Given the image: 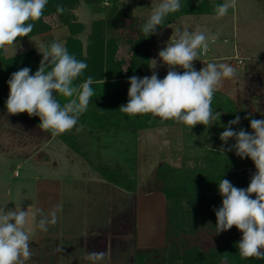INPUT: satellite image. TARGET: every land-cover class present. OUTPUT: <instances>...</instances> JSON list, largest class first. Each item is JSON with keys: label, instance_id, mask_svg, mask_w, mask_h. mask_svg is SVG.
Instances as JSON below:
<instances>
[{"label": "rangeland", "instance_id": "obj_1", "mask_svg": "<svg viewBox=\"0 0 264 264\" xmlns=\"http://www.w3.org/2000/svg\"><path fill=\"white\" fill-rule=\"evenodd\" d=\"M121 2L126 4L122 7L124 13L131 12L134 17L144 19L150 17L161 0ZM226 2L231 0H212L210 14L185 15L164 27L158 33L151 60L156 59L160 65L155 69L158 75L167 74L168 66L161 64L158 53L172 34L177 29L205 32L214 38L208 41L207 51L201 52L193 62L195 69L199 71L209 62L235 67L240 93L231 86L233 80L224 82L226 93L238 106L264 119V0H235V7H230L227 15L218 17L216 7ZM104 5L107 10L101 13H94L85 2L75 10L78 20L84 23L75 34L84 51L93 22L112 20L110 3L105 1ZM122 19L124 25H116L112 32L124 37L126 33L135 34L127 29L131 18L124 16ZM65 29L55 25L21 38L15 46H6L4 55L10 57L33 48L39 50L41 44L48 46L57 39L65 44L70 34ZM118 54L120 59L128 58L130 46L122 43ZM176 70L183 69L177 67ZM177 129L164 127L150 131L153 146L144 149L145 158L142 157L139 163V180H142L134 193L106 181L62 137L52 136L32 120L18 115H0V210L21 208L29 213L25 230L33 255L25 264H134L138 248L155 250L154 256L144 258L141 264H159L155 258L171 246H177L180 252L195 246L203 251L219 249L222 232L217 233L213 220L211 224L188 221L185 213L193 203L187 201V196H182L183 208L179 209L186 225L176 229L170 237L165 236L167 202L164 195L147 196L154 192V172L161 158L175 165L195 166L196 156L203 154L201 149L182 147L181 128ZM76 133L82 147L89 148L93 139L89 131L81 129ZM234 181L230 182L233 184ZM216 200L219 199L211 198L207 204ZM56 205L60 207L56 208ZM52 211H56L57 223L42 231L38 226L39 219L42 215L50 218ZM90 252L107 254L103 260L93 262L87 258Z\"/></svg>", "mask_w": 264, "mask_h": 264}, {"label": "trees", "instance_id": "obj_2", "mask_svg": "<svg viewBox=\"0 0 264 264\" xmlns=\"http://www.w3.org/2000/svg\"><path fill=\"white\" fill-rule=\"evenodd\" d=\"M105 1L111 5L109 15L112 20L107 22L106 19H97L93 22L92 33L89 36L86 51H84L83 44L75 36L76 29L81 30L84 23L78 20L75 10L82 2H85L94 13L105 12L107 10L104 5ZM211 1L181 0V8L167 15L156 34L147 37L142 32V26L149 17L138 19L131 12L124 13L123 8L126 4L121 0H48L43 16L34 22L33 31L28 35L44 32L55 25H61L69 30L70 34L64 46L77 60L87 64V68L74 81V84L79 86L91 76L94 80L91 85L94 95L87 110L80 115L77 126L59 136L67 145L85 157L88 163L109 183L129 192L138 191L142 180H139V163L142 157L145 158L143 154L145 148L149 149L153 146L152 136H150V131L153 129L171 127L178 130L177 127H180L182 147H186L187 150L191 147V149L198 148L203 151L201 156H196L195 166L175 165L159 157L161 161L154 172L155 188L153 191L162 193L167 202L165 236L168 235V237L176 233V229L186 225L182 219L184 216L179 214L180 207L183 208L182 196H187V201L193 203L185 213L189 222L197 221L198 224L201 221L202 224H211L213 220V224H216L215 209L222 205L218 183L222 179L235 180L233 183L235 187L246 189L252 175L256 172L255 165L250 158L241 159L235 151L220 154L218 149L223 143L220 140V134L224 131V126L237 115L241 117L240 123L232 126L237 131L243 128L251 132L250 119L261 118L257 113L238 106L230 96L219 90L214 94L211 107L214 113L218 111L222 115L213 121L214 124L211 127L198 124L191 129L181 122L163 120L150 113L133 116L119 110L128 102L129 78L133 75L140 78L152 75L149 68L150 60L152 50L158 41L159 31L182 16L210 14ZM58 5H62L65 9L62 14L56 10ZM124 16L131 18L127 29L135 34L126 33L124 37L118 32L117 35L112 32L116 25H124V19H122ZM29 23L33 22L29 21ZM105 24L108 25V34ZM122 43L130 46L128 58L120 59L118 48ZM41 59L42 55L36 48L10 57H6L4 49H0V115L8 114L5 107L9 95L7 82L12 73L28 67L31 69L30 74H35ZM183 71L179 70L181 73ZM165 76L166 74L158 75V78L163 79ZM57 99L61 105L67 102L66 98L60 95H57ZM249 114H251L250 118L245 119ZM18 116L32 120L37 125L40 124L39 117H29L27 113L18 114ZM77 128L89 131L93 137L89 148L82 147L79 135L76 133ZM234 143L235 140L230 139L225 147ZM208 145L212 146V152L208 150ZM94 155L95 158H93ZM212 194L215 195L212 196ZM211 198L219 200L207 204ZM252 198H255V194ZM241 237L242 233L234 226L222 232V243L219 249L203 251L195 246L190 250L180 252L177 246H171L164 249L162 254H158L155 259L159 264H264V259L240 256L237 245ZM153 254H155L153 248H138L134 264H141V260L153 257Z\"/></svg>", "mask_w": 264, "mask_h": 264}, {"label": "clouds", "instance_id": "obj_3", "mask_svg": "<svg viewBox=\"0 0 264 264\" xmlns=\"http://www.w3.org/2000/svg\"><path fill=\"white\" fill-rule=\"evenodd\" d=\"M47 3L48 0H0V49L15 46L18 38L27 37L33 31L34 22L43 16ZM230 7H235V0L218 5L217 16L227 15ZM180 8L181 0H161L142 26L144 35L156 34L164 18ZM56 10L61 14L65 11L62 5ZM213 38L205 32L177 29L169 39L171 42L168 41L158 53L161 64L168 66L166 76L158 78L155 69L160 65L156 59L150 60L152 75L129 78L128 102L119 110L133 116L150 113L163 120L181 122L191 129L198 124L211 127L222 115L218 111L214 113L211 107L214 94L226 80H234L237 76V69L224 63L209 62L199 71L195 69L193 62L201 52L207 51L208 41ZM38 51L42 59L35 74H30L31 69L24 67L9 78L5 107L10 115L27 113L29 117H39L41 130L59 136L77 126L80 115L87 110L94 95L91 87L94 80L89 76L79 86L74 84L87 64L71 55L59 39L48 46L41 44ZM177 67L184 71H177ZM57 95L66 98L67 102L61 105ZM240 120L237 115L224 126L220 134L223 143L218 151L220 154L235 151L241 159L250 158L256 172L246 189L235 187L227 179L218 183L222 205L215 209V226L218 234L234 226L242 233L237 245L241 257L264 259V119H250L251 132L233 129ZM230 139L235 143L226 148ZM208 150L212 152L211 145ZM253 194L255 198H252ZM28 217V211L21 208L0 210V264H25L31 259L33 250L25 230ZM56 223V211H52L50 218L41 216L38 226L47 231L49 225ZM106 254L90 252L87 258L93 262L101 261Z\"/></svg>", "mask_w": 264, "mask_h": 264}, {"label": "crops", "instance_id": "obj_4", "mask_svg": "<svg viewBox=\"0 0 264 264\" xmlns=\"http://www.w3.org/2000/svg\"><path fill=\"white\" fill-rule=\"evenodd\" d=\"M223 86L225 87V85H223ZM231 86L234 87V90H235L237 93H240V92L238 91V80H237V77L233 80V83H232ZM224 87H222V88L220 89V91H222V93L227 94V93H226V89H225ZM236 92H235V93H236ZM227 95H228V94H227ZM168 131L172 132L171 130H168ZM13 174H14V176L16 177V176H17V175H16V174H17V171L14 170ZM154 193H160V192H153V193L147 194V196H150V195H152V194H154ZM160 194H162V193H160ZM143 196L146 197V195H143Z\"/></svg>", "mask_w": 264, "mask_h": 264}]
</instances>
